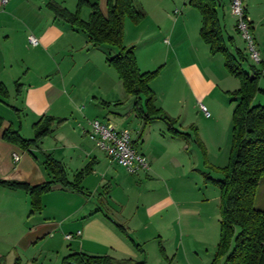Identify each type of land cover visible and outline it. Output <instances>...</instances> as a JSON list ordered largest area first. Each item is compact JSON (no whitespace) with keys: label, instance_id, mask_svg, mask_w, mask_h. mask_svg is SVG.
I'll return each instance as SVG.
<instances>
[{"label":"crops","instance_id":"obj_1","mask_svg":"<svg viewBox=\"0 0 264 264\" xmlns=\"http://www.w3.org/2000/svg\"><path fill=\"white\" fill-rule=\"evenodd\" d=\"M35 1H0V87L5 92V95L0 92V116L3 118L0 126V179L25 181L32 185L50 181L52 174L44 164L48 155L63 165L69 182H74L86 166H90L91 170L77 186L52 184L48 191L41 194L40 208L33 212L30 211L27 192L0 185V264H77L78 254L109 257L99 264H210L219 240V219L218 229H215V224L211 226L212 237L209 238L210 242L218 236L214 254L212 252L201 259L198 250L191 249L180 238L170 244L173 258L165 255L162 253V250L167 252L163 242L166 238L164 232L169 229H178L187 235L199 234L198 238L194 236L188 242L198 239L208 245L210 215L202 207L190 208L188 212L191 211V215L201 222L184 226L180 200L171 192L164 190V193L159 191L160 194H157L151 187L140 189L141 184L143 186L147 181L143 178L150 177L149 171L129 174L125 168L111 161L83 132L92 119L109 121L117 128H127L124 123L114 121L110 114L121 116L120 109L128 95L117 73L110 70L111 66L101 49L89 43L84 33L56 18L48 7L50 2H54L74 12L79 0H43L52 15L40 24L32 17V10L40 8ZM87 1L97 2L101 13L107 15L108 0ZM135 1L145 16L140 24L125 21L124 35L144 24L149 31L144 40L155 35L163 36L164 49L159 55L163 63L159 67L166 68L170 62L175 69L173 80L167 82V91L161 93V107L171 116L182 117L183 113L174 111L168 104L175 100L179 102V108H183L185 98L172 90L179 82L198 108L199 103L206 102L215 114V109L221 106L217 102L222 105L227 102L230 92L239 87V80L227 72L223 54H212L209 45L201 38L200 12L190 5L189 0L187 3L184 0ZM254 2L256 0H243L256 38L258 19ZM85 8L89 6L83 5L80 16ZM215 11L225 47L231 53L237 50L245 53L228 0L217 1ZM25 18L37 22L36 25L33 27ZM28 35L38 38L36 46L28 43ZM14 37H18L19 41ZM8 41L6 55L9 63L5 61L2 49V44ZM25 44L30 45L36 55L33 60L35 66L27 64L24 70L21 45L24 47ZM257 44L262 62L256 67L261 68L264 66V45H259L258 41ZM133 49L141 68L143 61L137 49ZM152 52L153 46L150 45L142 53ZM146 57L144 62L155 58ZM46 60L51 63L49 67L44 64ZM142 70L149 69L145 67ZM261 70L260 77L264 72V69ZM10 85H13L12 91ZM10 95L14 97L13 103L8 102ZM129 97L132 102L128 112L134 113V97ZM222 107L226 110V105ZM185 112L186 117L188 110ZM43 115L62 121L37 146L21 149L2 138L4 129L9 126L18 129L22 137L32 138L34 123ZM134 115L137 116L136 113ZM132 132L131 137L138 146L140 130ZM138 151L152 166L159 158V155L154 158L153 152L144 148V142ZM157 151L164 156V151ZM14 154L19 156L18 160L13 159ZM77 230L81 231L80 235L74 234ZM147 230L153 232L155 240L145 237ZM67 233H72L73 237L66 239L64 235ZM149 250L153 256L149 255ZM179 253L181 255L177 258Z\"/></svg>","mask_w":264,"mask_h":264},{"label":"trees","instance_id":"obj_2","mask_svg":"<svg viewBox=\"0 0 264 264\" xmlns=\"http://www.w3.org/2000/svg\"><path fill=\"white\" fill-rule=\"evenodd\" d=\"M217 1L219 0H189L190 5L195 7L202 17L199 31L201 38L209 45L212 54H223L227 72L239 80V87L230 92L233 100H236L232 113L230 162L225 168L224 176L221 179H213L220 192V217L219 240L210 264H264V209L254 205L257 185L264 176V88L258 85L262 68H257V64L249 62V70H245L242 62L249 61L246 51V54L241 50L231 53L225 47L215 11ZM83 5L90 8L87 19L80 16ZM48 7L56 18L84 33L93 46L101 50L104 45L111 47L108 51L112 53H106V61L115 69L125 93L134 97L132 110L141 118V128L153 119H161L170 132L176 135L184 134L175 127L176 118L155 105V94L150 82L158 69L141 71L133 47L123 44L125 18L138 24L145 16L135 0H108L106 16L101 13L97 2L87 0H79L74 12L54 2H50ZM112 47L117 50H112ZM0 92L5 95L3 87H0ZM257 93L262 94V103L253 102ZM61 121L62 119L43 115L34 123L35 132L32 138L22 137L18 129L10 126L4 129L2 138L21 149H28L37 146ZM2 122L3 118L0 116V126ZM44 162L52 174L50 181L32 185L25 181L0 179V185L12 189L20 188L28 193L31 212L40 208V196L48 191L52 184L77 186L80 179L91 170L90 166H86L78 173L74 182H69L59 161L48 155ZM117 226L121 227L119 224ZM108 259L107 256L78 254L76 260L77 264H99Z\"/></svg>","mask_w":264,"mask_h":264},{"label":"rangeland","instance_id":"obj_3","mask_svg":"<svg viewBox=\"0 0 264 264\" xmlns=\"http://www.w3.org/2000/svg\"><path fill=\"white\" fill-rule=\"evenodd\" d=\"M184 2L187 3V0H184ZM35 3L40 8L38 9L37 7L36 9L32 10V17L34 19H38V23L40 24L46 17L52 15V13L46 8L43 0H36ZM136 4L139 5L137 1ZM254 6L256 7L255 14L258 19V22H256L255 33L257 39L255 38V42L257 44L258 41L259 45L263 46L264 15H262L261 11H263L264 13V0H256V2H254ZM89 12L90 9L85 8L81 15L82 18L86 19ZM179 13L180 10L178 14ZM26 20L29 24L33 25V27L37 23L31 22L30 18ZM125 21H129L131 22V24L136 25L135 23L130 21L129 18H125ZM140 23H142V21H140ZM147 34H149V31L146 25L141 24L140 27H136L135 29H133V31L128 32L125 35L123 34V44L127 47H133L134 45V47L137 49L139 56L143 61L141 68L138 66L141 71L158 69L156 76L150 82V86L155 94V105L162 108L161 103L163 100L161 99L163 98H161V93L167 91V82L169 80H173L171 78H173L175 75V69L171 67V65L169 64L170 62L168 63L166 68L164 67L162 69L159 67L160 64L163 63V58H159L160 52H162L164 49L162 45L163 36L155 35L151 36L149 39L144 40V37H146ZM14 39L19 41L18 37H14ZM10 40L11 39H9V41ZM9 41L2 44V49L5 51V61H7V63H9V60L8 56L6 55V51L8 49V45L6 44H9ZM150 45L153 46L152 54L142 53ZM104 46L105 47H103L101 51L106 57V53L110 51H108V48L111 47L107 45ZM21 50L24 56L23 59H25L23 61L25 63H23L24 70L27 64H32L35 66L33 60L35 58L36 51L28 44H25L24 47L21 45ZM112 50H117V48L112 47ZM110 53L112 52L110 51ZM146 56H154L155 58L151 62H144V60H147ZM60 57L61 56L59 55L58 58ZM249 62H251L250 59L249 61L245 60L242 62V66L245 70H249ZM44 64L49 67L48 65L51 63L46 60ZM145 67L149 70H142ZM109 68L113 73L116 74L115 69L112 66ZM261 68L264 69V66L262 65ZM34 71H36L35 67ZM176 82L177 80L175 81V83ZM258 85L259 87L264 88V72L263 76L259 78ZM9 89L12 91L13 85H10ZM172 90H175L178 95L180 94V96L185 98V101L183 102V108H179V105L177 104L179 102H176L175 100L170 101L169 103L164 102L168 103L171 106V109H173L174 111H180L181 113H183L180 119L177 116H172L176 118L175 127L184 133L182 135H176L175 133L170 132L167 129L166 123L161 119H153L151 123L141 128L142 122L140 120V117L134 115L136 111L134 113L132 111L128 112L132 102V99L129 96L126 99V102L122 104V108L120 109L121 116H116L113 114L110 115L114 121L124 123V126L127 127L130 132L135 130L139 131L141 129L140 143L138 144V146H136V144L134 143L135 147H138V150L142 145V142H144V148L150 149L151 152H153V155H155H152L154 158L159 155V158L156 160L154 166L149 164L150 177L148 179L143 178L144 181H147L143 184V186L141 184L140 189H148L149 187H151L155 189L157 194H160L159 191L164 193V190H166L167 192H171L174 197L180 200V205L182 206L184 213L182 214V223L184 226H186L187 224L198 225L201 222V220L197 219L196 216L191 215V211L188 212L190 208L202 207L203 209H205L204 212L210 215L209 222L211 224L209 223L210 226L209 229H207V231H209H206L208 237V245L207 243L204 244V242H201L198 239L188 242V239H193L194 236L198 238L199 234L194 235L193 233H191L190 235H187L186 233H181V231H179L178 229H176V231L169 229L164 232L167 239L165 238L163 240V242L166 244L167 252L162 250V253H165V255L168 254L171 258H173L174 252L171 251L172 246H170V244L171 242L176 241V239L179 240L180 238H182L183 240H185V244L188 247L198 250V252L200 253L199 257L201 259H205L207 258V256H209V254H212V252L214 254V249L218 237L216 236V238H212V241L210 240L209 242V238L212 237L211 226L215 224V229H218V219L220 216L218 210L220 192L217 185L213 182V179H221L224 176L225 168L230 162L233 126L232 113L236 104V100H233L234 97L230 94L227 98V102L224 101L223 105L218 101V106H221L218 109H215V114L212 112L210 106L205 102L204 105L210 113V115L207 117L194 104L192 98L189 97L188 91L184 89L181 83L178 82V85L176 87L173 86ZM158 94L160 96L159 99H157ZM9 97L10 100H8V102L13 103V95H10ZM142 99L144 100L143 96ZM253 102L262 103V94L257 93L254 97ZM224 105H226V110L222 109V106ZM185 110H188V115L186 117ZM143 139L144 141H142ZM183 145H185V147H183ZM157 150L164 151V156H160ZM178 193L181 195H178ZM254 205L257 208L264 209V176L260 179L257 185ZM133 235L140 238L138 234L133 233ZM144 235L149 240H155L153 238V232H149V230H147ZM156 240H158V238ZM206 248H208L207 251H205ZM155 252L158 254L157 249H155ZM149 255L153 256L150 250ZM180 255L181 253L177 255V258L180 257ZM169 261L170 260H167L166 262Z\"/></svg>","mask_w":264,"mask_h":264},{"label":"built area","instance_id":"obj_4","mask_svg":"<svg viewBox=\"0 0 264 264\" xmlns=\"http://www.w3.org/2000/svg\"><path fill=\"white\" fill-rule=\"evenodd\" d=\"M5 3L7 0H0ZM229 10L235 20V29L244 42V48L248 58L254 64L259 65L262 62L260 51L255 42L251 24L245 16V7L243 0H228ZM27 41L30 45L36 46L38 38L34 35H28ZM199 109L205 116L210 113L206 106L199 103ZM83 132L91 139L95 146L102 150L108 158L122 166L130 174H138L140 171L148 172L150 169L147 158L140 153L133 142L131 132L128 128H117L109 121L92 119L88 121V128ZM14 160H18L17 154L13 155ZM75 235H80L81 231L77 230ZM66 239L73 237L72 233L64 235Z\"/></svg>","mask_w":264,"mask_h":264}]
</instances>
